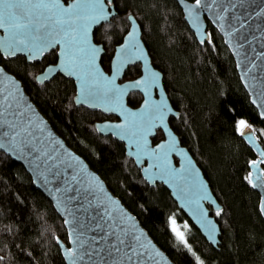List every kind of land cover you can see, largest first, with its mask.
Segmentation results:
<instances>
[{
    "label": "trees",
    "instance_id": "16d2710c",
    "mask_svg": "<svg viewBox=\"0 0 264 264\" xmlns=\"http://www.w3.org/2000/svg\"><path fill=\"white\" fill-rule=\"evenodd\" d=\"M113 5L117 17L93 34V42L105 52L101 67L109 72L131 15L140 26L152 66L163 76L170 105L178 113L169 126L222 208L219 216L211 213L221 232L218 251L206 244L162 186L150 188L144 183L123 145L97 134L96 123L115 119L76 108L71 80L57 76L44 85L35 81L46 67L56 64V51L33 65L20 57H0V65L20 81L55 132L102 178L174 264H196L197 257L203 264H264L259 196L245 179L255 157L236 130L237 122L244 120L264 150V123L250 104L221 37L208 24L211 42L200 46L174 0H113ZM140 75V66H134L124 81ZM141 102L138 94L127 100L131 108ZM162 139L157 132L152 144ZM170 217L180 226L188 247L177 241ZM56 237L66 243L63 223L52 205L33 187L23 168L0 153V264H64Z\"/></svg>",
    "mask_w": 264,
    "mask_h": 264
},
{
    "label": "water",
    "instance_id": "95a60500",
    "mask_svg": "<svg viewBox=\"0 0 264 264\" xmlns=\"http://www.w3.org/2000/svg\"><path fill=\"white\" fill-rule=\"evenodd\" d=\"M174 1L188 29L200 46L211 42L207 31L208 24L221 37L223 45L233 60L239 81L249 97L250 104L256 110L260 121L264 123V0H200L199 7L196 6V0ZM58 2L61 9H64L75 0L67 3L63 0ZM106 10L111 12L109 20L91 25L87 31V42L90 46L102 49L97 57L96 66L105 78L111 79L114 74L111 65L117 59V50L129 40L128 34L133 31V26L128 20L129 30L121 44L114 49L109 72H105L100 64L105 52L101 45L93 42V34L96 29L109 24L117 17L113 0L110 5H106ZM48 15L50 13L44 9L36 10L33 23L51 24V21L46 20ZM135 29V38L121 53L120 60L123 66L118 73H115V81L112 85L124 91L119 101L122 109L117 106L114 99L107 97L101 96L95 99L79 97L81 82L76 76H70L59 69L62 57L58 55L56 64L46 67L36 76H41L51 67L53 72L49 74L48 79L40 82L35 78V81L39 85H44L57 76L71 80L75 87L73 104L76 108H83L115 119L96 123L94 128L97 134L103 138L110 137L123 145L126 158L133 162L144 183L150 188L162 186L169 193L177 209L199 232L206 244L218 251L221 232L211 213H216L217 208H222L196 162L181 146L178 137L169 126V120L177 119L178 113L171 107L165 93L162 74L152 66L136 20ZM58 31L53 32L52 38L60 39L62 45L63 33L57 34ZM74 34L79 38V28ZM0 42L12 44V34L0 30ZM60 48V45L49 48L36 60H30L26 53L20 51L11 56L0 54V57L3 60L20 57L25 59L27 65H33L42 62L53 51L59 53ZM134 66H140V77L133 81H124L125 73ZM0 69H3V72H0V93L9 96V100L0 107V112H3L0 116V132L9 133V135H0V153L23 168L33 187L50 202L61 219L65 229L66 243L57 237L55 243L64 264H174L153 241L136 217L111 193L102 178L55 132L26 94L20 81L1 65ZM151 74H156L158 77L156 86L126 87L137 80L148 79ZM132 94L142 97V102L137 108L128 106L127 100ZM78 97L85 102H77ZM146 101L152 105L161 103L164 105L163 125L153 128L152 134L148 136V143L149 147L155 148L156 145L168 140L169 134L174 137L175 150L168 154L166 161L163 158L157 160L155 157L148 156L138 161L135 145L127 138L122 139L117 134L120 130L112 127L126 123L122 112L137 113L145 107ZM8 104H11V107H8ZM92 104L98 106L93 107ZM113 107H117V110H104ZM98 128L101 130L97 131ZM23 129L27 131H22ZM28 132H31V135H28ZM157 132L162 133L163 139L153 145L152 140L155 139ZM244 133V135L238 134L254 154V160L262 159L260 153L264 150L253 128L248 125ZM13 136L15 139L12 138ZM249 137L252 138L251 143ZM186 162L189 163L186 164ZM153 164L159 166L153 167ZM262 166L264 164H261L257 171L250 169L248 164L249 172H253V180L258 185L254 188L249 184V187L259 196L258 212L264 221V215L260 210L261 203L264 201V176L256 179L259 172H264ZM184 167L187 168L186 171L182 170ZM169 168L175 171H169ZM145 169L148 171L145 172ZM201 195H206L207 199H201ZM137 236L139 242L133 239ZM120 240L124 243L121 244ZM68 252L72 253L70 258L67 255Z\"/></svg>",
    "mask_w": 264,
    "mask_h": 264
},
{
    "label": "snow or ice",
    "instance_id": "6c2138e0",
    "mask_svg": "<svg viewBox=\"0 0 264 264\" xmlns=\"http://www.w3.org/2000/svg\"><path fill=\"white\" fill-rule=\"evenodd\" d=\"M112 0H75V2L69 5L67 8L61 9L58 0H0V30L10 32L12 34V44L6 42H0V54L4 56L15 55L17 51L24 52L28 55L30 60H36L43 56L49 48H55L60 45V52L54 53L60 59L59 69L65 71L70 76H76L81 82V91L79 97H92L93 99L101 96L109 99H114L118 107L122 109L120 105V97L124 94L122 89L112 87L115 81V73H118L123 66V62L120 60L121 53L128 47L129 42L135 38V20L131 15L127 19L133 26V31L128 34L129 40L117 50V59L112 63L111 70L113 76L111 79L105 78L100 70L96 66V60L101 48L90 46L87 42V31L93 24H97L100 21H108L111 12L106 10V5H110ZM196 6H200V0H196ZM44 9L50 13L46 17V20L51 21L49 23L35 24L33 18L36 15V10ZM77 28L80 30V36L77 37ZM59 30L63 33L62 39L64 43L61 45L60 39H53V32ZM15 45V46H14ZM22 45V47H20ZM3 72V69H0ZM53 72L50 67L42 73L41 76L36 77L40 82L48 79L49 74ZM7 79V77H5ZM158 77L156 74H151L148 79L137 80L135 83L127 85V88H138L142 85L147 87L156 86ZM7 87V85H5ZM147 95V93H146ZM78 97L77 102L84 103V99ZM9 100L8 95L0 93V107L3 106ZM11 107V104L7 105ZM96 107L98 105L92 104ZM106 111H116L117 107L105 108ZM126 123L114 125L112 127L119 129L117 134L122 139L127 138L136 147V158L139 161L142 157H155L157 160L163 158L165 161L169 153L175 150L176 141L174 137L169 134V139L163 143L155 146V148L149 147L148 136L152 134L153 128L163 125L165 118L164 105L156 104L152 105L148 101L145 102V107L137 113H124ZM3 112H0V116ZM22 115V114H21ZM159 121V123H157ZM108 127V126H106ZM248 125L244 120L237 122L236 130L241 135H244V129ZM101 129H97L100 131ZM22 131H27L23 129ZM0 135H9L8 132H0ZM19 135V133H17ZM31 135V132H28ZM264 135V133H262ZM15 139V136L12 137ZM249 142H252V138L249 137ZM262 159L253 160L249 162V168L253 170L259 169L261 164H264V152L260 153ZM189 162H186V164ZM158 164H153V167H158ZM174 172L175 170L168 169ZM182 170H187L184 167ZM148 169H145L147 172ZM264 176V172H259L256 179ZM252 187L258 185L253 180V172L250 171L245 178ZM201 199H207L206 195H201ZM261 214L264 215V201L261 203ZM221 209L217 208L216 215H221ZM169 224L172 232L175 234L177 241L183 243L185 247H188L184 237V233L176 226L174 218H169ZM185 228L187 225L184 226ZM139 242V237H133ZM123 244L124 241L120 240ZM131 246V245H130ZM135 251V249H133ZM189 251L191 249L189 248ZM69 258L72 256L71 252H68ZM131 258V257H129ZM3 258L0 257V260ZM196 264H203L199 257L196 259Z\"/></svg>",
    "mask_w": 264,
    "mask_h": 264
},
{
    "label": "rangeland",
    "instance_id": "374dc122",
    "mask_svg": "<svg viewBox=\"0 0 264 264\" xmlns=\"http://www.w3.org/2000/svg\"><path fill=\"white\" fill-rule=\"evenodd\" d=\"M176 226L179 228V230H180V226L176 223ZM181 231V230H180Z\"/></svg>",
    "mask_w": 264,
    "mask_h": 264
}]
</instances>
